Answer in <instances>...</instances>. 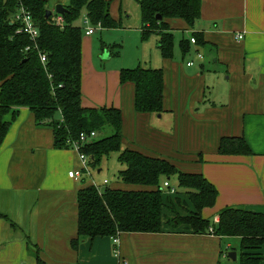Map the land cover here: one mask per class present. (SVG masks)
<instances>
[{
    "label": "crops",
    "instance_id": "1",
    "mask_svg": "<svg viewBox=\"0 0 264 264\" xmlns=\"http://www.w3.org/2000/svg\"><path fill=\"white\" fill-rule=\"evenodd\" d=\"M47 1L54 6L68 0ZM106 1L121 24L110 29L125 31L132 1ZM166 21L174 39L171 58L160 55L156 34L142 39V26L134 28L139 63L163 72V110L156 116L162 120L134 110V85L120 83L118 69L98 68L95 59L93 66L84 47L98 30L81 40L82 106L118 108L124 148L163 158L182 172L201 173L212 183L218 193L214 205L202 209L203 218L214 222L226 206L264 214V0H201L193 27L180 18ZM193 32L204 43L190 42L183 55L179 42ZM2 119L9 127L0 143V264H120L123 259L127 264H238V237L165 223L160 232H121L116 244L104 236L82 239L73 248L77 191L91 185L86 177L68 176L81 167L77 153L55 148L52 128L37 124L27 107ZM224 136L242 137L251 153L219 154ZM230 250L235 260L227 257ZM257 253L264 264V244Z\"/></svg>",
    "mask_w": 264,
    "mask_h": 264
},
{
    "label": "trees",
    "instance_id": "2",
    "mask_svg": "<svg viewBox=\"0 0 264 264\" xmlns=\"http://www.w3.org/2000/svg\"><path fill=\"white\" fill-rule=\"evenodd\" d=\"M141 19V38L152 33L158 36V49L163 58L173 55V33L166 19H183L193 27L200 17L201 0H137ZM22 6L38 28L37 47L25 33L16 32L18 24L11 16ZM63 16L64 27L45 17L47 0H0V143L9 122L2 118L9 112L27 107L37 124L53 130V146L71 148L80 132L100 131L106 126L113 133L85 143L81 152L94 168L110 152H118L124 165L118 171L121 181L145 186L143 189H121L105 185L99 192L94 185L77 191V233L70 244L77 248L86 238L113 237L121 232H160L163 224L172 228L184 226L193 233H210L240 240L238 264H259L257 250L264 244V214L242 207L226 206L217 213V222L203 218L201 211L212 207L217 189L201 173L182 172L169 161L122 148L121 112L115 107H84L81 104V40L82 29L74 22L84 13L92 25L101 28L119 27L109 13L106 0H68ZM161 19L157 20L156 16ZM195 44H203L202 35L193 32ZM190 40L183 38L179 48L183 55ZM29 46L28 50H24ZM46 54L43 64L38 51ZM120 83L134 85L133 107L136 112L160 113L163 110V72L161 68L135 67L119 70ZM217 152L222 155H248L250 148L242 137L224 136ZM176 176V195H185L192 206L185 215L168 219L165 210L171 199L161 188L162 178Z\"/></svg>",
    "mask_w": 264,
    "mask_h": 264
},
{
    "label": "rangeland",
    "instance_id": "3",
    "mask_svg": "<svg viewBox=\"0 0 264 264\" xmlns=\"http://www.w3.org/2000/svg\"><path fill=\"white\" fill-rule=\"evenodd\" d=\"M54 1V0H53ZM133 6L130 4L128 7V18L127 22L125 19L123 21L126 22L127 29L125 31L113 32L115 29H103L99 28L98 31L90 36L89 43H85V47L88 51L90 50V59L92 60L93 66H96L93 63V59H95V63L98 65V68L105 67L107 69H122V68H135L138 66L141 67H149V64H144L143 62L139 63L138 56H140V51L138 49V38L135 31L136 26H141V19L139 14V5L137 0H131ZM52 1H47V6L49 10H53L54 6ZM86 16L82 13L78 19L74 22V25L80 27L82 29V39H86V36L83 29L85 26L92 25L86 22ZM119 22V21H118ZM121 25V24H120ZM141 35V33H140ZM178 34H175V42L177 44ZM102 42V45H101ZM110 53V56L106 60H102L101 56L103 54ZM148 55V54H147ZM140 64V65H139ZM146 65V66H145ZM100 66V67H99ZM108 71V70H105ZM153 121H161V118H157L158 113H151ZM113 133V129L110 126H106L104 129L97 131L95 139H100L105 136H108ZM122 148H124L122 146ZM118 152H110L107 156H104L100 163L96 165L94 168L91 167V178L86 177V181L93 179V181L97 184H102V182L106 179L108 186H113L115 188L121 189H143L145 186L135 185V184H127L119 179L118 171L124 167L117 160ZM99 170V171H98ZM167 178H162L161 185L163 180ZM170 185L175 186L177 189V179L176 176H171L167 179ZM182 190V189H179ZM171 199V203H168V219H172L177 215H185L186 208L188 207L186 196L181 195L179 197H169ZM212 221V220H210ZM180 228H183L180 227Z\"/></svg>",
    "mask_w": 264,
    "mask_h": 264
},
{
    "label": "built area",
    "instance_id": "4",
    "mask_svg": "<svg viewBox=\"0 0 264 264\" xmlns=\"http://www.w3.org/2000/svg\"><path fill=\"white\" fill-rule=\"evenodd\" d=\"M86 22H88V19H85ZM11 22H16L18 24V29L16 32L25 33L32 44H34V47L36 48V40L38 37V28L37 25L34 23L31 15L22 7L19 6L16 11L11 16ZM50 22L59 28L64 27V18L62 15L55 13L54 9L52 10V13L50 15ZM89 23V22H88ZM96 27L87 25L84 27L83 32L85 35H91L96 30L101 28V24L97 23L95 24ZM242 34H237L236 38H241ZM189 40L191 43H194V37L192 35L189 36ZM29 46H26L24 50H28ZM39 59L44 64L46 62V54L42 51H38ZM200 57V54H198ZM188 65H191L192 62H187ZM96 132L91 131L89 133L86 132H80L78 135V138L76 140H73L70 142V147L77 153L78 159L81 163V167L78 169L70 170L68 171V176L75 178V179H81L84 177H90L91 178V167L88 164V158L87 156L81 152L80 148L87 142L95 139ZM91 185H94L96 189L100 192L103 187L107 184V180H104L102 184H97L93 181V179H90ZM162 190L167 195H176L177 188L175 186L170 185V183L167 181V179L163 180L161 185ZM217 222V219L215 218L214 223ZM212 227L208 228V231L212 232ZM118 235V234H117ZM117 235L112 237V241L114 244L117 243ZM114 253L118 255V250L114 248ZM120 264H127L126 260H121Z\"/></svg>",
    "mask_w": 264,
    "mask_h": 264
},
{
    "label": "water",
    "instance_id": "5",
    "mask_svg": "<svg viewBox=\"0 0 264 264\" xmlns=\"http://www.w3.org/2000/svg\"><path fill=\"white\" fill-rule=\"evenodd\" d=\"M54 11H55V13H58L60 15H64L67 11V8L65 7V5H63L61 3H57L54 5ZM51 13H52V10L47 9L45 12V17L48 18L51 15ZM156 19L160 20L161 16L157 15ZM158 115H160V114H158ZM227 257L232 259V260H235L236 259V252L234 250L228 251Z\"/></svg>",
    "mask_w": 264,
    "mask_h": 264
}]
</instances>
